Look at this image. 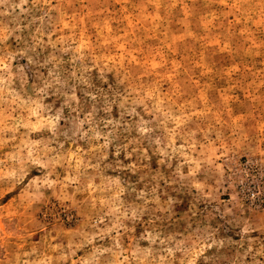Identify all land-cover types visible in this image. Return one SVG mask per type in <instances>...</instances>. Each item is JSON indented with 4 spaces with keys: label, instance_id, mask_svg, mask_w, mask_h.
Masks as SVG:
<instances>
[{
    "label": "rangeland",
    "instance_id": "1",
    "mask_svg": "<svg viewBox=\"0 0 264 264\" xmlns=\"http://www.w3.org/2000/svg\"><path fill=\"white\" fill-rule=\"evenodd\" d=\"M0 264H264V0H0Z\"/></svg>",
    "mask_w": 264,
    "mask_h": 264
}]
</instances>
